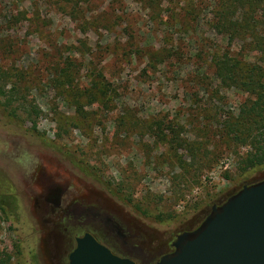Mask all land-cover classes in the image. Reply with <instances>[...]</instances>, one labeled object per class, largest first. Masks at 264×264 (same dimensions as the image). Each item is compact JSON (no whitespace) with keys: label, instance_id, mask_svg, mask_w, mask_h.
Segmentation results:
<instances>
[{"label":"rangeland","instance_id":"obj_1","mask_svg":"<svg viewBox=\"0 0 264 264\" xmlns=\"http://www.w3.org/2000/svg\"><path fill=\"white\" fill-rule=\"evenodd\" d=\"M214 1L0 0V259L47 264L33 215L48 185L143 226L151 251L264 182L228 126L264 101V0H243L234 38Z\"/></svg>","mask_w":264,"mask_h":264},{"label":"water","instance_id":"obj_2","mask_svg":"<svg viewBox=\"0 0 264 264\" xmlns=\"http://www.w3.org/2000/svg\"><path fill=\"white\" fill-rule=\"evenodd\" d=\"M191 238L178 236L176 252L157 264H264V182L243 186L217 209ZM69 264H134L122 260L86 235L77 240Z\"/></svg>","mask_w":264,"mask_h":264},{"label":"flooded vegetation","instance_id":"obj_3","mask_svg":"<svg viewBox=\"0 0 264 264\" xmlns=\"http://www.w3.org/2000/svg\"><path fill=\"white\" fill-rule=\"evenodd\" d=\"M68 190V186L44 187L40 199L45 211L33 215L44 234L41 249L47 264H69V256L76 249L77 240L86 235L112 255L134 264H157L162 258L174 255L178 236L186 233L188 237L178 245L191 238V232L184 231L175 238L151 243L150 251L143 226H137L129 218L87 206L84 196L79 197L81 203L77 204L72 201ZM35 204L38 205L39 201L36 200Z\"/></svg>","mask_w":264,"mask_h":264},{"label":"trees","instance_id":"obj_4","mask_svg":"<svg viewBox=\"0 0 264 264\" xmlns=\"http://www.w3.org/2000/svg\"><path fill=\"white\" fill-rule=\"evenodd\" d=\"M254 1V0H252ZM214 6L212 7L214 13L212 21L214 25H219V27L226 29L230 32V38H234L238 35L237 22L240 10L242 8L243 0H215ZM255 4V5H254ZM261 4L260 1H254L253 5L258 6ZM76 5V4H75ZM194 0H191V14L194 12ZM74 10V9H73ZM72 10V12H73ZM214 74L217 80H220L222 84L229 83L230 85H238L241 81L242 71L241 66L238 61L230 62L228 58L222 56L214 57L212 60ZM242 75V76H241ZM252 71H248L244 78H250L249 82H240L241 85L251 86L254 82L251 80L253 76ZM251 76V77H250ZM95 86L98 88H104L102 83L95 82ZM262 98L258 100L248 109L247 117H252V123L262 124V132L258 135L245 134V129L241 130V127H246L249 118L240 120H235L234 123L228 124L229 132L233 134L234 138H237L239 134L243 135L245 142L248 140L251 142V152L246 154L244 160V169L255 168L264 164V101L260 104ZM253 115V116H252ZM10 257L6 260L0 259V264H9Z\"/></svg>","mask_w":264,"mask_h":264}]
</instances>
